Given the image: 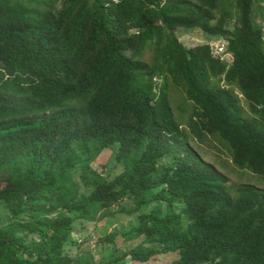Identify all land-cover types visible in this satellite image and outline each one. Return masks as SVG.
<instances>
[{
    "label": "trees",
    "instance_id": "1",
    "mask_svg": "<svg viewBox=\"0 0 264 264\" xmlns=\"http://www.w3.org/2000/svg\"><path fill=\"white\" fill-rule=\"evenodd\" d=\"M263 3L0 0V264H89L77 227L118 213L135 223L107 241L143 240L106 264H264V184H230L192 143L264 181ZM106 149L115 176L93 165Z\"/></svg>",
    "mask_w": 264,
    "mask_h": 264
},
{
    "label": "rangeland",
    "instance_id": "2",
    "mask_svg": "<svg viewBox=\"0 0 264 264\" xmlns=\"http://www.w3.org/2000/svg\"><path fill=\"white\" fill-rule=\"evenodd\" d=\"M264 4V3H263ZM258 20L263 22L264 11L258 12ZM178 35L181 41L187 47H194L203 44L209 40V37L201 29H179ZM219 41H223L219 39ZM211 42L212 46H215ZM183 92L178 90L172 91V100L176 107L182 99ZM200 151L206 161L211 162L220 172L224 173L230 184L254 183L258 186L263 185L264 181L247 170L236 167L232 161L230 153L221 146L216 140H206L205 142H192ZM111 149H106L94 162V166L100 171L105 172L108 176H115L121 171L120 165H114L111 161ZM118 208L115 206V209ZM136 217L129 214L118 213L109 218H99L96 221L85 222L83 226L79 225L76 236H79L77 243L71 247L73 255L80 256L89 264H106L110 257L122 254L124 251L130 250L137 243L143 240V237L126 239L119 234L114 241H107V235L122 228H128L134 224ZM177 255L173 252L156 254L147 262H139L128 257L126 261H120L118 264H174Z\"/></svg>",
    "mask_w": 264,
    "mask_h": 264
},
{
    "label": "built area",
    "instance_id": "3",
    "mask_svg": "<svg viewBox=\"0 0 264 264\" xmlns=\"http://www.w3.org/2000/svg\"><path fill=\"white\" fill-rule=\"evenodd\" d=\"M223 41H219L218 40H214V45L215 46H212L213 47V52L215 55L217 56H222V57H226L227 56V42L222 39Z\"/></svg>",
    "mask_w": 264,
    "mask_h": 264
}]
</instances>
